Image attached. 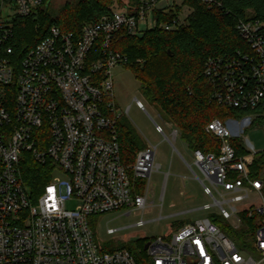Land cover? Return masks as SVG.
<instances>
[{
    "label": "built area",
    "instance_id": "2783aa9c",
    "mask_svg": "<svg viewBox=\"0 0 264 264\" xmlns=\"http://www.w3.org/2000/svg\"><path fill=\"white\" fill-rule=\"evenodd\" d=\"M46 1L0 0V264H139L126 249L104 250L88 220L122 210L144 212L148 185L140 182L161 169L151 143L132 165L122 162L118 122L123 115L112 70L128 61L114 42L122 31L143 37L156 26L177 29L186 21L181 15L187 1L120 0V9H110L78 33L52 27L16 64L9 46L13 21L36 15ZM199 1L224 7V0ZM178 9L172 22L158 25L155 13ZM236 31L248 49L210 58L203 75L213 86L211 99L240 115L207 125V133L220 142L217 153L192 150L203 180L184 161L213 200L202 208L216 207L215 220L241 231L259 258L244 254L219 223L204 218L148 240L151 264H264V163L257 162L264 150L240 135L264 126V22L241 19ZM155 130L165 135L157 123ZM178 135L175 128L167 139L172 143ZM30 163L47 167L48 182L35 192L24 172ZM72 199L79 204L68 210ZM144 224L140 220L136 226ZM117 231L107 229L109 235Z\"/></svg>",
    "mask_w": 264,
    "mask_h": 264
},
{
    "label": "trees",
    "instance_id": "16d2710c",
    "mask_svg": "<svg viewBox=\"0 0 264 264\" xmlns=\"http://www.w3.org/2000/svg\"><path fill=\"white\" fill-rule=\"evenodd\" d=\"M115 1L67 2L58 14H53L47 0V6L36 15L16 18L13 39L9 42L15 51L14 62L18 64L29 48L48 37L52 27L78 33L84 25L108 13ZM186 1L194 11L177 29L166 31L156 26L143 37L122 31L115 39L114 49L127 57L126 66L140 81L144 97L160 108L188 147L217 153L220 142L207 133V125L216 118L226 120L240 113L211 99L213 86L205 79L204 68L210 58L232 56L248 49L236 31V23L249 18L264 22V0H224L223 8H210L199 0ZM179 11L157 12L154 17L160 25L172 22ZM118 131L122 162L130 166L143 145L123 116ZM257 162L264 163V158ZM24 172L32 192L48 182L45 166L30 163ZM146 243L136 244L140 252L132 245L120 249L131 252L139 264H151L143 257ZM104 250L114 249L104 247Z\"/></svg>",
    "mask_w": 264,
    "mask_h": 264
},
{
    "label": "rangeland",
    "instance_id": "374dc122",
    "mask_svg": "<svg viewBox=\"0 0 264 264\" xmlns=\"http://www.w3.org/2000/svg\"><path fill=\"white\" fill-rule=\"evenodd\" d=\"M78 0H50L49 9L53 14H58L67 2H77ZM120 0L110 4L111 9H120ZM116 5V6H115ZM183 15L181 18L187 19L192 13L193 8L187 3L182 7ZM10 15L5 10L3 17ZM114 80V94L119 112L123 115L126 122L134 130L143 148L151 143L157 146L156 163L161 165L160 171L152 173L150 179L141 180L140 185H148L147 207L144 212L134 210L127 214L125 210L95 215L89 217V226L92 229L97 243L104 249H120L125 245L136 247L140 242L165 236L175 232L183 224L196 220L210 218L214 222L218 210L211 207L206 210L204 205H211L213 200L204 193L202 184L197 180L193 172L186 165L191 164L198 177L203 180L204 176L194 165L192 151L183 143L181 136L178 135L172 143L167 139L171 137L175 128L170 125L168 119L162 115L160 108L150 103L143 95L141 83L138 81L128 66L119 65L112 70ZM136 100L141 102L146 111L138 108ZM129 112L127 113V109ZM228 119V118H227ZM226 119V120H227ZM163 127L165 135L159 134L155 130V124ZM242 138H247L255 146L257 151L264 150V126L248 127L240 133ZM55 176L64 177L60 171H56ZM207 185H210L205 181ZM140 193L145 194L140 188ZM79 204L76 199L68 200L66 208L74 210ZM143 220L145 224L141 227L136 223ZM220 224L223 232L228 234L236 241L237 246L244 254L253 253L259 258L254 243L247 242L242 238L241 231L235 230L230 223L216 221ZM118 229L115 234L109 235L107 229ZM142 256V254H141ZM143 257L150 261L147 252Z\"/></svg>",
    "mask_w": 264,
    "mask_h": 264
},
{
    "label": "crops",
    "instance_id": "0c3cea01",
    "mask_svg": "<svg viewBox=\"0 0 264 264\" xmlns=\"http://www.w3.org/2000/svg\"><path fill=\"white\" fill-rule=\"evenodd\" d=\"M170 125H172V124H170ZM172 126H173V125H172ZM173 127H174V126H173ZM174 128H175V127H174ZM232 130H233L234 133L237 132V129H236L235 127H233ZM183 143H185V142H183ZM185 144H186V143H185ZM186 147H188L187 144H186ZM188 148H189V147H188ZM189 149H190V148H189ZM190 150H191V149H190ZM191 151H192V150H191ZM185 161H186V160H185ZM185 161H184V162H185Z\"/></svg>",
    "mask_w": 264,
    "mask_h": 264
},
{
    "label": "water",
    "instance_id": "95a60500",
    "mask_svg": "<svg viewBox=\"0 0 264 264\" xmlns=\"http://www.w3.org/2000/svg\"><path fill=\"white\" fill-rule=\"evenodd\" d=\"M148 244L145 245V250H147Z\"/></svg>",
    "mask_w": 264,
    "mask_h": 264
}]
</instances>
